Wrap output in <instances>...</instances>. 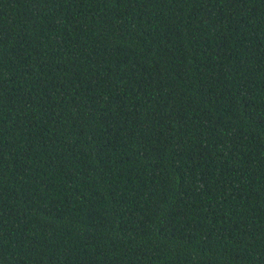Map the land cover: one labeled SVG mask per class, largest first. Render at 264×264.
Masks as SVG:
<instances>
[{
	"label": "trees",
	"instance_id": "1",
	"mask_svg": "<svg viewBox=\"0 0 264 264\" xmlns=\"http://www.w3.org/2000/svg\"><path fill=\"white\" fill-rule=\"evenodd\" d=\"M0 264H264V0H0Z\"/></svg>",
	"mask_w": 264,
	"mask_h": 264
}]
</instances>
